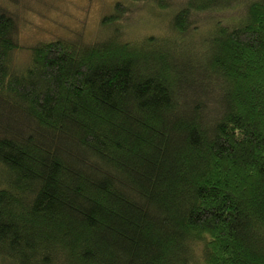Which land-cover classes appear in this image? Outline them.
Masks as SVG:
<instances>
[{
  "label": "trees",
  "instance_id": "obj_1",
  "mask_svg": "<svg viewBox=\"0 0 264 264\" xmlns=\"http://www.w3.org/2000/svg\"><path fill=\"white\" fill-rule=\"evenodd\" d=\"M15 9L0 264H264V0H121L96 39L26 40ZM140 12L157 31L128 37Z\"/></svg>",
  "mask_w": 264,
  "mask_h": 264
},
{
  "label": "rangeland",
  "instance_id": "obj_2",
  "mask_svg": "<svg viewBox=\"0 0 264 264\" xmlns=\"http://www.w3.org/2000/svg\"><path fill=\"white\" fill-rule=\"evenodd\" d=\"M102 1H104L105 8L100 7L99 2L95 0L89 6L87 0H21L23 10H15L27 23V26H25L27 28L24 29L26 40H32L30 38L32 34L33 36L35 35L34 37H48L49 35H55V33L59 34L61 30L58 31V29L61 28L58 26H67L69 30L79 32L78 30L83 22L86 25L84 29L89 32L88 35H95L94 39H96L106 37L112 30H116L115 26L107 25L102 19L111 14L114 4L121 0ZM138 14L141 16V19H138L139 22H133L129 24L130 26H125L128 37H141L157 31L155 21H160L158 18L144 12ZM138 14L137 16L140 18ZM119 24L120 21H118ZM25 48L26 46L24 45ZM27 53H21L23 62L25 60L27 62L29 58Z\"/></svg>",
  "mask_w": 264,
  "mask_h": 264
}]
</instances>
